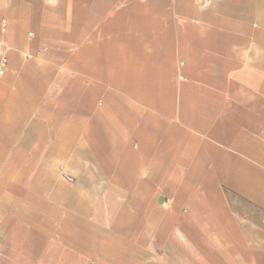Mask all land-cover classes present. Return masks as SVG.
<instances>
[{
  "label": "crops",
  "instance_id": "obj_1",
  "mask_svg": "<svg viewBox=\"0 0 264 264\" xmlns=\"http://www.w3.org/2000/svg\"><path fill=\"white\" fill-rule=\"evenodd\" d=\"M0 68V264H264V0H0Z\"/></svg>",
  "mask_w": 264,
  "mask_h": 264
},
{
  "label": "built area",
  "instance_id": "obj_2",
  "mask_svg": "<svg viewBox=\"0 0 264 264\" xmlns=\"http://www.w3.org/2000/svg\"><path fill=\"white\" fill-rule=\"evenodd\" d=\"M4 62V61H3ZM3 66V65H2ZM3 71H2V68H0V74L2 73Z\"/></svg>",
  "mask_w": 264,
  "mask_h": 264
}]
</instances>
